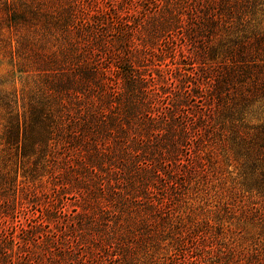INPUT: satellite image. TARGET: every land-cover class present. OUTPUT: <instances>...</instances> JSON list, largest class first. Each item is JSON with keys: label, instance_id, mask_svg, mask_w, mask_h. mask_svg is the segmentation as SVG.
<instances>
[{"label": "trees", "instance_id": "1", "mask_svg": "<svg viewBox=\"0 0 264 264\" xmlns=\"http://www.w3.org/2000/svg\"><path fill=\"white\" fill-rule=\"evenodd\" d=\"M3 63L0 264H264V0H0Z\"/></svg>", "mask_w": 264, "mask_h": 264}, {"label": "rangeland", "instance_id": "2", "mask_svg": "<svg viewBox=\"0 0 264 264\" xmlns=\"http://www.w3.org/2000/svg\"><path fill=\"white\" fill-rule=\"evenodd\" d=\"M166 70V67H164ZM11 71V67L7 63L0 64V82L3 84L0 88L11 91V90H17L19 93L21 92V89L24 87V79H21L19 76H13ZM1 114V113H0ZM2 121L0 120V131L2 130ZM2 151V147L0 146V152ZM239 166L237 164H232L229 167H226L223 172V176L226 177L227 179V185H230L237 176H239L240 170L238 169ZM48 178H45V181H47ZM51 186H49L50 188ZM73 191H76V188H73ZM41 195V194H39ZM48 197V196H47ZM61 202L59 204L54 203V209L51 208V205H49L44 197L41 195V199L38 200V206L33 205L30 203L28 205L29 209H26V213L24 214L23 218L19 220L20 226L16 229L13 228L11 223H7L4 225V230L5 232L8 231L9 234L13 233L15 234L16 232L20 235L21 239L26 237V230H30L32 226H35V223H39L42 220V217H46V215L50 217H54L56 214L55 212L58 211V209H62V212L64 214L60 215V219L62 221H65L66 223L68 219L75 217L77 214L82 213L81 205L82 202H80L78 195L76 192L70 191L69 193L66 194L64 197V194L60 195ZM244 202L242 198H237V202ZM34 206V207H33ZM18 224V223H17ZM58 225V222H54L53 220V227L50 225L46 226V228H42L44 232H47L51 229L53 232H57L55 229L56 226ZM59 230L66 231L64 228V225L60 224ZM19 243L20 241L17 240ZM17 249V247H16ZM32 250V249H31ZM37 250V249H34Z\"/></svg>", "mask_w": 264, "mask_h": 264}]
</instances>
